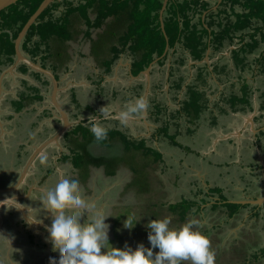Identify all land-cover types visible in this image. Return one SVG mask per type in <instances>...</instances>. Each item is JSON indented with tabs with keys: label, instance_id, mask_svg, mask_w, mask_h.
I'll return each instance as SVG.
<instances>
[{
	"label": "crops",
	"instance_id": "1",
	"mask_svg": "<svg viewBox=\"0 0 264 264\" xmlns=\"http://www.w3.org/2000/svg\"><path fill=\"white\" fill-rule=\"evenodd\" d=\"M95 16L96 13H92L90 17L94 19ZM84 21L86 20L81 18L80 23L76 25V30L81 32L71 41L79 39L83 44L88 40L87 43L80 46V42L75 50L71 41H68L60 52L53 41L50 43L52 50L46 62V69L59 81V92L55 98H52V82L46 75L42 74L39 78L33 70L22 74L18 64L7 69L0 67V200L15 198L11 202L7 201L8 206H2L0 203V245L8 240L9 244L19 242L23 246L31 242V236L34 237V242L36 234L32 231L34 224L30 223L29 217L35 222L41 221L39 225L43 228H40L48 229L51 212L44 206L42 198L52 186L58 172L62 170H75L79 173V191L84 198H104L101 189L95 193V185L91 182L93 176L97 175L93 174L94 171H100L97 185H101L106 177H113L121 169V165L116 169V173L110 175L105 166H78L74 163L75 154H86L87 147L91 145V140L85 139L83 132L90 130L93 124L99 123L109 129L106 140L110 147L120 146L125 139L133 138L145 141L148 147L157 148L148 144L153 137L158 138V127H149L147 115L149 114V119L152 120L155 117L152 114H155L153 107L156 104L165 109L169 104L153 99L154 95L149 97V94L152 92V95L154 89L166 90L160 76L169 75L167 70L156 64L135 74V59L131 51L126 49L117 58L113 52V49L122 47V35L112 29V25H115L116 29L120 28L116 17H110L102 26L90 30L88 22ZM105 34L109 36L103 38ZM98 41L101 52H97ZM112 59L114 60L110 65ZM71 81H76L73 83L76 86H73ZM148 97L149 107L144 113L132 115L127 123L121 121L120 113L129 103H135L137 98L147 100ZM207 99L209 100L208 95ZM253 103L250 98L249 105L240 104L241 106L234 110L221 107L219 111L224 118L235 122L238 120L239 123L246 114L256 113V125L252 127L254 133L252 132V137L247 140H241V135L238 136V131H235L231 124H222L223 131H202L197 128L202 127L199 126L202 117H187L186 136L196 134L193 141L195 145L202 146L204 151L197 146L192 150L191 145L172 147L183 150L191 159L186 161L187 166H191L186 169L191 170L193 167V172H187L185 178L190 190L189 195L195 192L194 198H188V201L194 203L191 213L203 210L199 206L203 204L202 201H207L206 208L216 211L212 205L220 200L224 202L222 198H226L227 203L243 206L235 216L243 209L254 218L264 214L263 207H254L257 205L256 201L264 203V100L260 101L257 110ZM238 113L244 115H237ZM156 115L161 117V114ZM164 118L166 120L162 125L168 121L172 122L173 119L167 117V112ZM138 119L141 128L137 130L134 124H137ZM216 120L215 116L212 122L220 123H216ZM143 122L146 124L142 126ZM217 133L221 136L218 137ZM227 133L237 136L226 137ZM199 136H202L205 142L198 141ZM207 144H210L208 151L203 148ZM157 149L162 152L164 158L169 157L163 150ZM163 169L160 171L164 172ZM93 182L95 183L94 180ZM127 187L128 185L126 191ZM192 188L195 190L192 191ZM182 200L183 198L174 204ZM24 211L28 213V219ZM227 215L230 217L228 211ZM39 241L46 243L42 237ZM1 255H4V260L16 258L7 249L0 252ZM0 264L6 263L0 261Z\"/></svg>",
	"mask_w": 264,
	"mask_h": 264
},
{
	"label": "rangeland",
	"instance_id": "2",
	"mask_svg": "<svg viewBox=\"0 0 264 264\" xmlns=\"http://www.w3.org/2000/svg\"><path fill=\"white\" fill-rule=\"evenodd\" d=\"M71 2L75 3V5L77 4V0H71ZM145 6L153 9L155 8V1L149 0L148 4H145ZM112 17H114V15ZM86 19L87 21H84V23L92 21L90 16H88ZM112 29L117 31L115 25H112ZM195 29L196 28H193L194 32L197 30ZM108 36L109 34H105L103 38ZM87 41L88 40H86V42L83 44L87 43ZM102 42L104 41L102 40ZM71 43L75 50L78 48V44H80V46L83 45L82 41L79 39L71 41ZM99 44L100 42L98 41V46H96L98 49L97 52H101ZM81 50H83V48H81ZM263 50L264 43L260 45L259 49L255 53L249 55L248 61L252 62L254 67L244 70V78H246L251 84L250 98L253 100V106L256 110L259 109L260 101L264 100L262 96L264 94V73L260 72H264V70H262V68H264V61L262 62V66H257L255 58L257 56L260 57V54ZM186 52L187 51H181L179 55L181 56V54ZM225 53L226 57L224 60H222L220 56L221 54L219 53L213 57L212 63H215L216 65L227 64L228 68L231 69L233 67L231 62V53L227 50ZM186 55H188V53H186ZM187 67H189L188 64L184 65L182 69L183 72H176L174 75H172V77L167 74L161 75L160 77L163 78L161 83L165 86L166 90L154 89L153 94L151 95L152 92L149 94V97L154 95L153 99L156 98L163 101V103L167 102L169 104L168 106L166 105L165 113L163 111L161 117L159 115L152 114L155 117H153V119L151 116V120L149 119V114L147 115L149 127L161 126L166 120V118H164L166 112L167 117L169 116V118L172 117L173 119H171L172 125L169 128L168 133L170 136L164 135L166 137H163L158 135V138L154 139L153 137V140H150L148 144L149 146L160 148L165 152V155L169 157H163V161L157 162V160L160 159H158L154 153L150 155L151 157L145 158L141 151L137 152V154L132 150H130L129 153L124 152L120 155L121 158L124 159V163L127 166L121 165V169L118 170L113 177H106V180L102 182L101 185H97V182L99 181L98 177L101 175V173L100 171L95 170L93 174L97 175L93 176L94 178L91 180V182L95 185V193L98 189L99 191L101 189L103 192L101 193L104 195V198H85L88 203L89 210H85L82 222L88 217L95 218L97 214L108 216L105 221L109 225V243H105V249L107 250L111 246L124 248L125 245H128L134 249L139 243H143L146 247H150L149 241L147 239L149 229H147L145 225L152 219H160L166 216L171 217L170 227L174 228L181 226L190 219H196L199 222L197 225L199 230L208 235L211 240L212 248L216 253L215 264H264V214H261L262 216H259L258 218H254L250 214L248 215L247 211L243 209L239 215L231 219L227 215V211L229 213V210H226V201L222 202L220 200V202H215L212 207L217 206L218 208H216V211H211V208L209 207L206 208L205 206H207V201H202L201 203L203 204H199V206H201L200 208L203 210H200L195 214L189 212L187 220L183 222L182 219H180L179 214L173 213L169 209L170 204H174V202L180 201L182 198L189 200L188 198H194L195 195V192L189 195V186L187 183H185L187 180L185 179L187 172L190 173V171L193 170V167L191 170L186 169V167H191L187 166L186 164V161L191 159L188 157V155L186 156L185 153H183V150H179L178 148L174 149V147H172L173 144L171 143L175 140L177 143L181 144V147L191 145L192 147H190L192 150L195 149V146L200 147L195 145V141H193L195 140L194 138L196 137V134L194 136H186L185 127L188 124H186L185 121H187L188 116H182L179 114V110L183 108L182 102L186 97V88L188 85H199V81L196 79V74L190 76L189 74L185 73V71H188ZM230 69L228 71H230ZM194 72L196 73V70ZM182 77L185 78L182 89L178 90L173 88L171 84L175 81V79ZM153 78L154 77L152 76V81ZM207 80L208 83H210L208 87L212 88L210 89L207 87L205 91L209 97L210 103L209 106L205 109L203 108L202 112L200 113L202 120L199 126L202 125V127H197L198 130H208L210 132L223 131L222 124H231L230 126H232L235 131H238V136L241 135V140L250 139L253 135L252 127L256 125V113L246 114L244 118L245 120L243 119V121L239 123L237 122L238 120L235 122L230 121V118H224V115L219 112L221 107H227L226 110L229 108L234 110L236 107H240L242 105L239 104L234 107L233 102L227 100L232 95H238V97L242 98L239 89V87H241L239 82L241 83V81L237 80V75L218 72L216 74L213 73L212 75L207 76ZM75 82L76 81H73L72 84ZM73 86H76V84H73ZM254 87H258L262 91H260V89H255ZM149 97L147 98V101H149ZM195 99L196 97L194 96V100ZM257 99L260 101H257ZM205 102L208 103L206 100ZM196 104V107H201L202 101L200 102L199 97L196 100ZM170 114L174 116H170ZM237 115H244V113H238ZM215 116L217 118L216 123H220L214 124L212 122ZM175 119H178V121L176 122ZM222 120H224V122ZM139 122L140 120L136 122L137 124H134L137 126V130L141 128V122ZM143 123L144 124H142V126L146 124V122ZM176 123L177 125H175ZM88 131L89 130L87 129L85 133ZM176 131H179V134H176ZM217 136L220 137L221 134L217 133ZM228 136L236 138L237 135L234 133H227L226 137ZM203 137L199 136L198 141L205 142ZM137 140L138 139L129 138L128 142L131 144H136ZM201 147L200 149L203 150ZM209 147L210 144H207L203 148L207 149L208 151ZM111 153L113 154L115 152L111 151ZM116 153L119 155V152ZM76 158L78 157L76 156ZM143 160H146V163H148V165H146L147 167L142 168L143 170L140 173L138 172L139 174L135 173V169H133V167L135 168L136 165H139L140 167L144 166L142 164ZM161 168H164V172L160 171ZM101 172L103 173V170ZM127 185L129 191H126ZM193 190L195 189L192 188V191ZM256 203L257 205L254 207H263L262 209L264 211V203L261 204L260 201H256ZM193 210L195 211V209ZM127 216L133 222L138 221L135 227L132 229H127L124 227L123 222L127 219ZM25 217L28 219V213H25ZM28 220L30 223L32 222L34 224V229L32 230L36 234L34 242L32 244H22L23 246H21L19 242L16 244H9V241L6 240L5 243L0 245V252H4L5 249H7L8 251H11L16 258L4 260L2 258L4 255H1L0 261L5 262L6 264H59V251H53V245L50 242L52 235L50 231L48 229H42L43 226L39 225L42 223L41 221L37 220L35 222L30 217ZM41 237L43 242L46 243L39 241ZM23 242L24 241L22 240V243ZM157 251L158 249H154V254ZM53 255L57 256V260L53 261L50 259V257ZM183 264H189V262H183Z\"/></svg>",
	"mask_w": 264,
	"mask_h": 264
},
{
	"label": "trees",
	"instance_id": "3",
	"mask_svg": "<svg viewBox=\"0 0 264 264\" xmlns=\"http://www.w3.org/2000/svg\"><path fill=\"white\" fill-rule=\"evenodd\" d=\"M44 1L18 0L15 4L0 12V67L7 69L15 64V41ZM148 1L77 0V4L75 5L70 0H54L28 30L22 41L21 50L25 55H28L31 61L34 63H39L40 61L42 67L46 68V62L51 56L50 53L52 50L50 43L53 41L58 51H62L68 41H71L80 34L81 31L79 29L76 30V25L80 23V19L82 18L87 21L86 18L88 16L96 13L95 18L88 22L89 30L102 26L113 15L116 17L117 24H119L120 28H125L120 42L122 47L113 49V52L115 58H117L126 49L131 51L135 59V74H139L141 71L147 69L150 63L156 58H161L165 53L166 47L169 51L159 61L158 64L160 66L165 65L169 61L170 56H177L181 51H187L196 60H200L211 45L216 51L222 50V47L225 45L224 38L228 39V45H232L233 38L231 35L239 31H244V44L241 45V48L233 51L235 61L238 62V65L244 63V70L254 67L248 59L249 55L255 53L260 45L264 43V1L229 0L236 3H244V11L235 13L234 20H229L230 15L226 11L221 13L226 14L225 17L229 21L225 24V28L222 26L223 23L219 25L222 30L218 32L212 44L206 43L200 38L201 35H209L208 29L204 28L201 33V31L196 30V26L192 27L193 24H191L195 19L201 20L203 11L208 6L206 1L170 0L163 13L164 30L161 20L164 0H154L155 8L153 9L145 6V4H148ZM218 16L220 17L219 14ZM207 18L210 19L211 23L216 21L213 19V14ZM193 28H196V32L193 31ZM130 43L131 46L128 47ZM172 50L174 52L171 53ZM242 55L244 56L241 57ZM114 59H112L110 65ZM178 61L183 64L182 60ZM263 61L264 50L260 54V57L257 56L255 58L257 66H262ZM29 70L31 69L26 64H20L19 71L22 74H26ZM260 72L264 73L263 71ZM35 73L39 78L42 76L39 72ZM169 76L172 77V73ZM202 79L204 80L203 76L200 75L199 80L201 81ZM183 82H185V79L179 78L174 81L172 87L181 89ZM240 90L242 98L238 97V95H232L229 99V101L233 102L234 107L239 104H250L251 84L246 78H244V87ZM194 96L196 97L195 100ZM262 96L264 98V94ZM198 97L200 102L202 101L201 107H196ZM205 100L208 101L207 94L204 90H200L197 85H188L186 97L182 102L183 108L179 110V114L182 116L187 115L188 117L193 116L194 119H199L202 109L208 107V103ZM153 109H155V114H162L165 110L159 104H156ZM262 109H264V105ZM170 116L174 115L170 114ZM170 124V121L165 122L157 128L156 133L166 137L164 135H169ZM79 128L82 130V126L79 125ZM85 131L81 132L85 135V139L91 140V145L87 147L86 154H75L78 158H74V163L78 166H105L107 168L106 172L113 175L120 165L127 166L120 154L124 152L129 153L130 150L136 154L141 151L145 158L151 157L150 155L154 153L160 159L157 162L163 161L162 152L157 148L148 147L143 140H137L136 144H131L128 142V139H125L124 143L120 146L110 147L107 140L97 142L94 140L90 130L87 133ZM176 134H179V131ZM171 143L181 147V144L175 140ZM111 151L115 153L112 154ZM116 152H119V155ZM142 164L144 165L142 167L139 165H136L135 168L133 167L135 173L139 174L143 170L142 168L148 165L146 160H143ZM223 200L225 201V199ZM193 206L194 203L192 201L183 199L176 204H170L169 209L173 213L179 214L180 219L184 222L187 220L188 214L191 212ZM225 207L229 210L230 217H234L239 208L243 206L226 203ZM216 208L218 207H213V209ZM30 238L31 242H33L34 237L31 236Z\"/></svg>",
	"mask_w": 264,
	"mask_h": 264
},
{
	"label": "clouds",
	"instance_id": "4",
	"mask_svg": "<svg viewBox=\"0 0 264 264\" xmlns=\"http://www.w3.org/2000/svg\"><path fill=\"white\" fill-rule=\"evenodd\" d=\"M148 107L146 99L137 98L135 103H129L121 111L120 119L127 122L132 115L142 114ZM90 131L94 140L99 142L107 139L109 129L95 123ZM13 200L14 197L4 198L0 203ZM42 202L51 212L47 228L52 234L53 251H59V264H215L216 253L211 240L199 230L196 219L177 228L170 227L171 217L152 219L145 225L149 229L150 247L139 243L134 249L125 245L124 248L111 246L106 250L109 225L105 221L108 216L97 214L95 218L88 217L82 222L89 206L79 191V173L75 170L58 172ZM137 222L127 216L123 223L125 228L132 229ZM154 249H158L155 254ZM50 259L55 261L57 256Z\"/></svg>",
	"mask_w": 264,
	"mask_h": 264
},
{
	"label": "flooded vegetation",
	"instance_id": "5",
	"mask_svg": "<svg viewBox=\"0 0 264 264\" xmlns=\"http://www.w3.org/2000/svg\"><path fill=\"white\" fill-rule=\"evenodd\" d=\"M207 5L205 10L203 11L201 20L199 21L198 19H195L194 21H192L191 24H193L192 27L196 26L197 30L201 31V33L203 32L204 28L208 29L209 31V35H201L200 38L201 40H203L206 43L212 44V42L214 43V38L216 37V35L218 34V32H220L222 29L221 27H219V25L221 23L223 28H225V24L227 23V21L229 20H234V14L235 13H241L244 11V3H236L233 1H229V0H223L221 2L217 1V0H209L206 1ZM223 11H226L229 15H230V19L227 20L225 15L226 14H221ZM211 14H213V19L216 20L214 23L210 22V19L207 18L209 16H211ZM218 14L220 15V17L218 16ZM223 15V16H221ZM202 22V23H201ZM191 27V28H192ZM125 31L124 29L118 28L117 29V33L123 35ZM244 31H239V32H235L232 33V38H233V44L232 45H228V39L224 38V43L225 45L222 47V50L220 51H216L213 46L211 45L207 51L204 53L203 58H201L200 60H196L194 56H192L189 52L188 55H186V53L177 55V56H170L169 57V61L165 63V65H163V67L167 70L168 74L174 75L176 72H183V66L187 65L189 67L188 71H185V73L189 74L190 76L195 75L196 74V79H198V88L200 90H204L206 91L207 87L210 85V83H208L207 80V76L212 75L213 73H229V74H234L237 75V80L241 81V83L239 82V85H241V87H239V89H243L244 87V63L242 65H238V62L235 61L234 58V50H237L239 48H241V45L244 44ZM123 36H121L122 38ZM131 46V43L128 45V47ZM230 51L231 53V62L233 64V67L230 69L228 68V65H216L215 63H212V59L215 55H218L219 53L221 54V58L222 60L225 59V52ZM169 50H167L168 53ZM174 52V50L171 51V53ZM166 53V54H167ZM24 54V52H23ZM163 55V56H166ZM25 55V54H24ZM26 56V55H25ZM162 56V57H163ZM244 55H242L241 57H243ZM27 57V56H26ZM161 58H156L153 62L150 63V65H159V61L162 59ZM29 58V57H28ZM16 60H17V55H16ZM16 60H15V64H16ZM178 60H182L183 64L180 63V61ZM221 60V62H222ZM180 63V64H179ZM23 64L22 62H19L18 65ZM149 65V66H150ZM15 66V65H13ZM182 66V67H181ZM167 67V68H166ZM149 68V67H148ZM4 69V67L2 68ZM230 69V71H228ZM196 70V73L194 72ZM29 72V71H28ZM202 75L204 80L202 79L201 81L199 80V76ZM184 78V77H182ZM185 79V78H184ZM177 80V79H175ZM174 82L171 84L173 85ZM191 84V83H190ZM209 88V87H208ZM255 88V87H254ZM187 89V88H186ZM210 100H208V106H209ZM8 206L9 204L4 203L2 204V206ZM12 218H16V217H12ZM13 229V228H12Z\"/></svg>",
	"mask_w": 264,
	"mask_h": 264
},
{
	"label": "water",
	"instance_id": "6",
	"mask_svg": "<svg viewBox=\"0 0 264 264\" xmlns=\"http://www.w3.org/2000/svg\"><path fill=\"white\" fill-rule=\"evenodd\" d=\"M18 0H0V12L7 9L9 6L15 4ZM54 0H45L43 4L40 6L38 11L31 17L27 25L24 27L22 32L20 33L19 37L15 41V46H16V55H17V60L16 64H19V62H22L26 64L30 69L39 72L41 74L46 75L47 77L50 78L52 82V87H53V92H52V98H55L57 93L59 92V81L56 79L55 75L49 71L46 68H43L40 64L34 63L33 61L27 59L21 52V44L23 39L25 38L28 30L30 27L36 22V20L39 18V16L43 13V11L53 2ZM170 0H164L163 2V8L161 11V20L163 18V13L165 9L167 8V4ZM173 1V0H172ZM180 1H197V0H180ZM198 1H209V0H198ZM219 2L223 0H217ZM264 1V0H261ZM162 27L164 30V22L162 20ZM168 48L166 49L165 54L167 53ZM164 54V55H165ZM58 108V107H57ZM262 202V199H261Z\"/></svg>",
	"mask_w": 264,
	"mask_h": 264
}]
</instances>
